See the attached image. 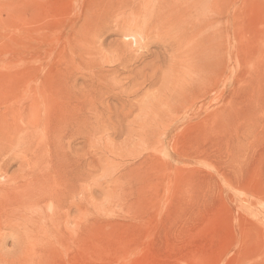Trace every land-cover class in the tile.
<instances>
[{"label": "rangeland", "instance_id": "1", "mask_svg": "<svg viewBox=\"0 0 264 264\" xmlns=\"http://www.w3.org/2000/svg\"><path fill=\"white\" fill-rule=\"evenodd\" d=\"M103 1L0 0V175L76 191L0 264H264V0Z\"/></svg>", "mask_w": 264, "mask_h": 264}, {"label": "bare ground", "instance_id": "2", "mask_svg": "<svg viewBox=\"0 0 264 264\" xmlns=\"http://www.w3.org/2000/svg\"><path fill=\"white\" fill-rule=\"evenodd\" d=\"M108 1L109 3H111V0H108ZM182 1L186 2L187 0H177L179 4ZM104 2L105 0L103 1L102 8L104 6ZM114 2L118 3V1H114ZM114 2H112V5L115 4ZM108 5L104 9H106ZM166 17L168 18V20ZM172 17H175V19H171ZM156 21H158V23L164 21L165 24L171 21V24L175 25L176 31L175 30L173 31L175 34L177 33V28H179L178 25L182 24V27H187L188 25V21L185 18H183L182 15H180L177 12H173V11L170 14V18L167 14L166 16H162L159 20L157 17ZM170 27L171 26H169L168 28ZM83 97H85L86 99L87 96L84 95ZM83 107L84 109L82 111V117L80 118V120L83 123H87L90 120L89 119L90 114L86 112L87 106L85 105V103L83 104ZM6 131H7V128H6ZM4 132L5 130L1 127V130H0V174L5 172L9 164H11L10 162L11 158L9 159L3 158L5 153L8 152V146L10 147L11 145H14L16 140H19V136L16 134H15V138L11 137L12 132L10 130H8L5 134ZM16 132H17V129H15V133ZM31 160L32 159H29L26 161V164H28V168L23 174L15 178H12L10 180H6L5 183L3 182V184L0 185V218H2V216L4 215L6 216L8 220H14L17 216H20L22 218L20 222H18L16 219L17 221L16 225L18 227L17 230L25 236L28 242L34 245L39 244L41 245V247H44L45 245L44 244V230H46L44 229V227L46 228L48 223L46 221L44 222V221L38 220L37 215L34 216L36 220L33 219L32 217L31 218L27 217L28 211L29 210L30 212L32 211L33 212L32 215H35V211L39 210L38 213L41 212L39 214L40 215L39 217L44 218V202L47 200H50L52 204L54 205V207H52L53 209L51 213L49 212L51 215L49 223L53 227L54 231L60 232L61 227L63 228V222H62L63 217L62 216H64V214L61 212V208L63 207L67 199L71 198L76 193V191L74 190L73 187L68 188V185L64 183L65 181L63 179L64 177H63L62 170H61L62 167L59 165V163L56 165V168H55L56 173L54 176H52L53 178H52V181L50 182L49 178L46 175H44L43 168H41L38 163L31 161ZM87 176L90 177V174L87 173ZM74 179L75 177L73 176L70 180L74 181ZM49 209L48 211H50ZM87 215L88 216L90 215L89 212L87 213ZM86 228L87 229L90 228L89 218L87 220ZM48 230L46 231V234L47 232L49 233ZM40 235L43 238H40ZM53 239L55 238L53 237L52 240ZM47 242H48V239H47Z\"/></svg>", "mask_w": 264, "mask_h": 264}, {"label": "clouds", "instance_id": "3", "mask_svg": "<svg viewBox=\"0 0 264 264\" xmlns=\"http://www.w3.org/2000/svg\"><path fill=\"white\" fill-rule=\"evenodd\" d=\"M4 178L5 177L3 175H0V183H3Z\"/></svg>", "mask_w": 264, "mask_h": 264}]
</instances>
